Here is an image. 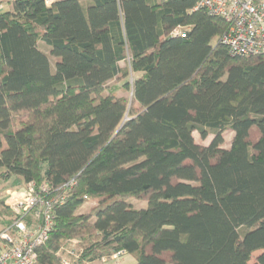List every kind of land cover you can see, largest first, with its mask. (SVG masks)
<instances>
[{
  "label": "trees",
  "instance_id": "trees-1",
  "mask_svg": "<svg viewBox=\"0 0 264 264\" xmlns=\"http://www.w3.org/2000/svg\"><path fill=\"white\" fill-rule=\"evenodd\" d=\"M195 4L17 0L0 12V178L64 196L38 264H61L72 240L78 264L118 252L134 264L259 252L264 264V55L231 56L228 24Z\"/></svg>",
  "mask_w": 264,
  "mask_h": 264
},
{
  "label": "built area",
  "instance_id": "built-area-1",
  "mask_svg": "<svg viewBox=\"0 0 264 264\" xmlns=\"http://www.w3.org/2000/svg\"><path fill=\"white\" fill-rule=\"evenodd\" d=\"M17 0H0V12ZM50 7L59 0H42ZM195 10H204L228 24L219 42L231 56L264 55V0H195ZM175 32L174 35H178ZM75 179L65 184L73 185ZM50 190L44 183L29 182L21 192L11 193L5 202L12 216L0 231V264H38L37 249L49 239L53 228L54 206L61 197H47ZM84 248L78 241L63 244L56 255L61 264H78ZM118 252L100 261H118ZM84 264H89L84 262Z\"/></svg>",
  "mask_w": 264,
  "mask_h": 264
},
{
  "label": "rangeland",
  "instance_id": "rangeland-1",
  "mask_svg": "<svg viewBox=\"0 0 264 264\" xmlns=\"http://www.w3.org/2000/svg\"><path fill=\"white\" fill-rule=\"evenodd\" d=\"M12 5H9L7 7H5V10H9L11 9ZM40 45V49L44 52H48L47 48L43 45V44H39ZM132 79H130V82H131ZM120 96H125L127 99H131V94L130 93H118ZM128 118V114L125 115L124 117V120L125 121L126 119ZM193 137H194V140L197 144H201V145H208L209 142L211 141L212 139V136H209L206 140L202 141L200 138H199V135L194 132L193 133ZM231 137H232V133L230 131H226L224 134H223V138H224V144H223V147L224 148H228L229 146V143H230V140H231ZM2 172V170L0 169V173ZM24 185L21 184V185H17L15 183V179L14 178H11L7 181H4L0 178V200L4 202V206H5V202L8 200V198L11 196V193H18V192H21L23 189H24ZM130 204H132V206L134 207V209H140V208H144L146 206V203H143V202H139V201H131L129 202ZM95 205V203L93 201H88L86 202L83 207H81V209H79V211L77 212L78 214H84L86 213L91 207H93ZM10 216L6 215L4 213V211H2V209H0V231L3 229V227L5 226V222H8V219H9ZM259 255V252L257 253H254L253 256H252V259L250 261L249 264H253L254 263V260L255 258ZM126 259L130 258V257H126ZM109 264H113V263H109Z\"/></svg>",
  "mask_w": 264,
  "mask_h": 264
},
{
  "label": "crops",
  "instance_id": "crops-1",
  "mask_svg": "<svg viewBox=\"0 0 264 264\" xmlns=\"http://www.w3.org/2000/svg\"><path fill=\"white\" fill-rule=\"evenodd\" d=\"M125 256L130 257V258L126 259ZM125 256H123L120 260H118L116 262L110 261V260H108L106 262H102L99 260V261L91 263V264H109L110 262L113 264H134V259L131 256H129V255H125Z\"/></svg>",
  "mask_w": 264,
  "mask_h": 264
}]
</instances>
